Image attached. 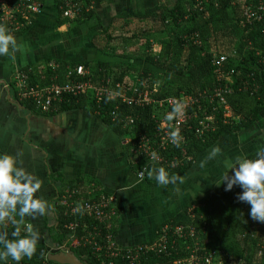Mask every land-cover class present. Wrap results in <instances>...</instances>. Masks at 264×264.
I'll return each instance as SVG.
<instances>
[{
    "label": "trees",
    "instance_id": "obj_1",
    "mask_svg": "<svg viewBox=\"0 0 264 264\" xmlns=\"http://www.w3.org/2000/svg\"><path fill=\"white\" fill-rule=\"evenodd\" d=\"M44 5L45 0H39ZM66 1H71L81 9L74 21L77 24L95 20L101 23L96 14L98 5L114 0H52L58 14L57 26L64 25L71 20L63 17L62 8ZM258 0H175L167 7L155 8L145 13H131L123 17H114L107 28H102L98 36L104 37V43L97 46L102 54L113 57L116 52L111 46L114 41H120L123 46L136 43L143 46L141 55L125 56L115 62H55L57 68H46L45 73L50 79L56 77V85L66 83L67 68L70 70L82 65L89 69L90 84L99 87L110 81L109 86L116 83L130 84V86H146L148 90L157 86L155 98H177L181 94L196 97L205 93L212 96L214 88L220 86L229 89L231 95L225 96L230 116L223 113V106L218 101L209 105L208 100L202 99L201 105L207 116L212 115V107H217L215 116V131L204 137V140L194 138L187 133L184 149L191 161L183 162L182 169L167 170L169 174H183L197 156L212 147L218 138L227 132H238L253 126L264 113V64L258 63L254 53L264 50V21L252 26H243V8L254 4ZM61 7V8H60ZM39 17H29V23L22 30H26ZM118 21V26L115 23ZM119 21H122L120 24ZM135 21V22H134ZM141 24L130 31L132 23ZM6 29V26L0 24ZM7 30V29H6ZM130 31V32H129ZM21 32V31H20ZM18 32V33H20ZM16 33V34H18ZM97 38V36H96ZM159 46L157 53L152 52L153 46ZM99 46V47H98ZM120 56H117L119 58ZM224 57L218 68L223 78L230 82H217L218 73L215 62ZM229 71H233L229 74ZM31 83L38 73L30 71ZM41 73H39L40 75ZM148 79V81H147ZM131 95V94H130ZM33 109L30 104L25 106ZM58 111L72 109H87L96 114L113 132L128 142L125 143L126 152L133 161L134 174H137L145 163L137 159L133 153V142L139 134L151 135L154 128V118L159 113L152 107H129L118 100L102 98L97 103L92 93L78 97H66L59 105ZM194 108V107H193ZM111 112H116L112 121ZM132 117L134 124L130 128H122L121 120ZM232 118H237L235 121ZM191 125L193 122H190ZM180 147L164 153L165 157H177L180 160ZM254 154L247 157L252 158ZM184 161V160H183ZM185 163V164H184ZM157 168L153 165L148 170ZM231 175V174H230ZM144 180H151L147 173ZM242 190L234 186L230 191L214 189L209 198L199 205V210L193 213L190 226L195 229V236L199 244L197 256H211L212 264H264V223L253 221L249 216L250 205L237 199ZM56 227L49 229V235L55 246L65 245L68 231L64 228L71 220L64 215V210L55 202ZM177 223V222H176ZM180 224V223H179ZM3 229V225L0 226ZM222 234V236H220ZM114 235V232H113ZM219 236V237H216ZM223 237V238H220ZM211 239V240H210ZM189 251L175 250L165 254L149 253L142 257V264H182L188 260L192 243L188 244ZM74 256L84 264H100L85 248H71ZM40 261L31 264H39ZM113 264H123L121 260H113ZM55 264V263H52Z\"/></svg>",
    "mask_w": 264,
    "mask_h": 264
},
{
    "label": "crops",
    "instance_id": "obj_2",
    "mask_svg": "<svg viewBox=\"0 0 264 264\" xmlns=\"http://www.w3.org/2000/svg\"><path fill=\"white\" fill-rule=\"evenodd\" d=\"M174 3L175 0L107 1L96 8L101 23L92 20L80 25L74 21L76 15L68 19L70 22L57 26L58 14L54 4L52 0H45L42 13L26 30L22 32L24 27L10 32L17 40L18 51L14 59L0 56V154H19L20 166L41 181V188L35 196L49 205L45 215H37L34 219L25 217L24 223L30 224L39 233L40 239L33 257L21 262L33 263L48 254L57 253V246L48 230L57 225L55 202L70 188L91 189L95 197L105 194L112 198L116 214L113 237L120 248L131 249L151 243L162 235L165 227L170 229V235L172 230L177 229L184 234L186 238L178 239V244L186 240V245H193V240L188 239L191 230H195L190 226L193 213L201 208L199 204L207 200L214 189L224 187V184L218 186L215 183H220L227 171L226 163L237 156L247 157L264 147L263 113L253 126L222 134L212 147L192 161L183 174H170L182 178L183 183L178 181L165 187L158 185L154 179L137 180L135 164L125 149L127 140L113 132L96 114L87 109L59 112L58 107L54 112L44 114L34 107L26 108L29 103L16 98L15 73L27 74L31 83L29 72L36 71L38 74L31 84L47 86L57 80L55 76L46 79L48 76L45 73L47 67L57 68L54 61L90 62L91 65L98 61L118 64L121 57L123 61V53H114L111 57L112 51L105 55L97 46L94 47L102 28H107L114 17L141 14ZM106 5L112 8L106 10ZM78 7L79 12L81 5ZM80 34H86L88 40L82 43L84 51L81 49L82 53L75 56L71 44ZM126 95L130 96V93ZM213 147H219L221 151L213 160H207ZM201 162H204L203 167ZM182 168L183 165L179 167ZM14 218L19 220V217ZM1 225L4 230L0 233L7 234L9 239H12L11 233L17 226L21 228V236L25 234L24 225ZM7 264L13 262L9 259Z\"/></svg>",
    "mask_w": 264,
    "mask_h": 264
},
{
    "label": "built area",
    "instance_id": "obj_3",
    "mask_svg": "<svg viewBox=\"0 0 264 264\" xmlns=\"http://www.w3.org/2000/svg\"><path fill=\"white\" fill-rule=\"evenodd\" d=\"M63 17L73 19L78 12V5L66 1L64 4ZM43 11V5L39 0H0V24L6 26L9 32L21 30L29 23L30 16H38ZM243 26H252L264 21V0H258L254 4H249L243 8ZM258 63L264 64V50L254 53ZM224 61V57L215 62L218 73L217 82L228 79L223 78V73H219V67ZM54 69L55 66H50ZM89 71L82 65L73 69L67 68L66 83L56 85L51 81L47 86L32 85L29 83L27 74L15 73L14 88L16 98L19 101L31 104L35 110L48 114L54 112L66 97H78L80 95L92 93L97 103L102 98L116 99L129 107L147 108L152 107L159 115L154 118V128L151 135L139 133L132 143L133 153L137 159L145 162L137 173V180H144L148 169L155 165L164 167L166 170H175L182 166L183 162L191 161L184 147L187 142V133L194 138L204 140V137L215 131L214 120L217 115V107H212V115L207 116L205 111L200 116L204 108L200 104L202 99L208 100L209 105L218 101L219 106H223V114L230 116L225 96L231 95V91L219 87L214 88L212 96L198 94L196 97L181 94L177 98L157 99V86L153 85L148 90L146 86H130L128 84L116 83L110 87V81L101 84L99 87L92 86L88 79ZM232 74L233 71H229ZM148 81V79H147ZM264 82V78H263ZM126 93H130L127 96ZM194 107V108H193ZM112 121L116 118V112H111ZM235 121L237 118H232ZM193 122L191 125L190 122ZM122 128H130L134 124L132 117H125L121 120ZM177 136L173 138L172 133ZM128 142V141H127ZM180 147V160L177 157H165L164 153ZM155 154V159H153ZM184 160V161H183ZM142 174V175H141ZM86 197H85V196ZM84 196V197H83ZM58 205L64 210V215L69 217V222L64 228L68 231V239L65 245L56 248V252H65L71 248L87 249L89 254L95 257L100 264H113V260H121L123 264H142V257L149 253L161 255L170 251H189L186 240L178 244V239L184 240L186 237L177 229L171 231L165 227L162 235L148 244L135 246L131 249L120 248L114 242L113 222L115 219V209L112 198L102 194L94 196L91 189L82 191L79 188H70L58 198ZM4 224H12L6 222ZM189 240H193V249L190 250L188 260H182V264H212L211 256L204 255L202 259L197 256L199 244L194 239V231L191 230ZM46 258V257H45ZM43 258L39 264H52ZM21 264H31L21 262Z\"/></svg>",
    "mask_w": 264,
    "mask_h": 264
},
{
    "label": "clouds",
    "instance_id": "obj_4",
    "mask_svg": "<svg viewBox=\"0 0 264 264\" xmlns=\"http://www.w3.org/2000/svg\"><path fill=\"white\" fill-rule=\"evenodd\" d=\"M18 51L16 38L5 28L0 27V56L14 59ZM173 138L177 136L172 133ZM219 147H213L208 153L207 160H213L220 153ZM17 155L0 154V224L10 222L14 225H24V235L21 228L16 227L11 233H0V264H7L10 259L13 264H21L24 259H31L37 252L40 239L39 233L30 224H25V217L43 216L49 205L36 197L41 188V181L20 166ZM155 159V154H153ZM204 162H201L203 167ZM220 183L224 190L230 191L238 186L242 191L237 199L250 205L249 216L253 221L264 223V147H260L254 157H235L226 163ZM231 171V175H229ZM142 175V174H141ZM149 179H154L160 186L175 185L183 179L175 174L170 175L164 167L148 170ZM14 217H19L16 220ZM59 253V252H58ZM56 254V253H55Z\"/></svg>",
    "mask_w": 264,
    "mask_h": 264
},
{
    "label": "rangeland",
    "instance_id": "obj_5",
    "mask_svg": "<svg viewBox=\"0 0 264 264\" xmlns=\"http://www.w3.org/2000/svg\"><path fill=\"white\" fill-rule=\"evenodd\" d=\"M110 7H111V5H106L105 8L107 10ZM119 22H120V24L122 23V21H119ZM134 22L129 27L130 31L133 30V28H135V27L142 26L140 23L137 24V22L136 23H134ZM115 26L116 27L118 26V21L115 23ZM70 37H71V34L68 36V38H70ZM87 40H88V36L86 34H83V35L80 34V36L77 37V40L74 41L71 44V46L73 47L72 51H74L73 53L75 54V56L80 55L82 53L81 49H83V51H84L85 46L82 43H84ZM59 42H62V40H60ZM97 43H98L99 46H102L103 43H104V37L103 36H97ZM78 44H82V46L80 47V46H78ZM123 44L124 43H122L120 41H114L113 42L112 47L116 51L115 54L123 53V54H127L126 56H131L132 57L133 55H141L143 50H144L143 46L140 45V44L130 43V42L126 44L128 46H123ZM159 50H160L159 46H155L154 45L152 47V52L153 53H157ZM84 55L88 56L87 54H84ZM220 236H222V234H220ZM216 237H219V236L216 235ZM220 238H223V237H220Z\"/></svg>",
    "mask_w": 264,
    "mask_h": 264
},
{
    "label": "water",
    "instance_id": "obj_6",
    "mask_svg": "<svg viewBox=\"0 0 264 264\" xmlns=\"http://www.w3.org/2000/svg\"><path fill=\"white\" fill-rule=\"evenodd\" d=\"M45 259L55 264H84L70 250L56 254H48Z\"/></svg>",
    "mask_w": 264,
    "mask_h": 264
}]
</instances>
